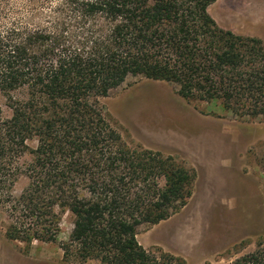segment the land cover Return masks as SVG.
<instances>
[{"label": "trees", "instance_id": "trees-1", "mask_svg": "<svg viewBox=\"0 0 264 264\" xmlns=\"http://www.w3.org/2000/svg\"><path fill=\"white\" fill-rule=\"evenodd\" d=\"M217 1L57 0L39 25L0 26V91L11 111L0 115L8 240L56 243L69 212L66 264H186L146 250L138 231L186 207L196 173L129 147L101 100L141 77L176 85L189 103L264 121V41L221 27L209 13ZM22 177L29 184L15 198ZM230 264H264V236Z\"/></svg>", "mask_w": 264, "mask_h": 264}, {"label": "rangeland", "instance_id": "rangeland-1", "mask_svg": "<svg viewBox=\"0 0 264 264\" xmlns=\"http://www.w3.org/2000/svg\"><path fill=\"white\" fill-rule=\"evenodd\" d=\"M56 1L0 0V26L39 25L40 14ZM209 13L224 29L264 41V0H218ZM177 91L171 83L130 77L101 100L107 120L129 147L171 156L196 173L187 206L158 225L141 226L138 241L148 251L170 253L186 264H230L254 251L264 236V121L189 103ZM0 115L11 116L1 91ZM30 146L36 148L37 141ZM31 159L27 155L23 162ZM28 184L20 178L14 197ZM8 222L0 207V264H66L60 245L73 233L71 213L62 215L56 243L35 242L30 248L7 239Z\"/></svg>", "mask_w": 264, "mask_h": 264}]
</instances>
